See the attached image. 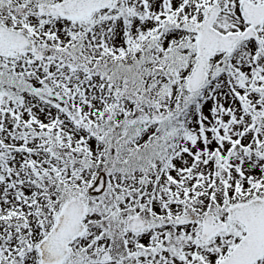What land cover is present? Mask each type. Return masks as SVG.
<instances>
[{"label": "snow or ice", "instance_id": "1", "mask_svg": "<svg viewBox=\"0 0 264 264\" xmlns=\"http://www.w3.org/2000/svg\"><path fill=\"white\" fill-rule=\"evenodd\" d=\"M0 264H264V0H0Z\"/></svg>", "mask_w": 264, "mask_h": 264}]
</instances>
